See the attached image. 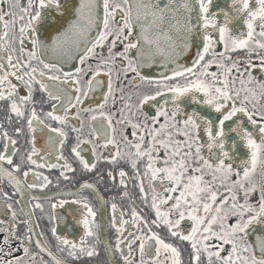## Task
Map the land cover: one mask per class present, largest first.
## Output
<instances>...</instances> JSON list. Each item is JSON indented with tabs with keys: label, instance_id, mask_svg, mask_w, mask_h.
<instances>
[{
	"label": "snow or ice",
	"instance_id": "1",
	"mask_svg": "<svg viewBox=\"0 0 264 264\" xmlns=\"http://www.w3.org/2000/svg\"><path fill=\"white\" fill-rule=\"evenodd\" d=\"M0 264H264V0H0Z\"/></svg>",
	"mask_w": 264,
	"mask_h": 264
}]
</instances>
